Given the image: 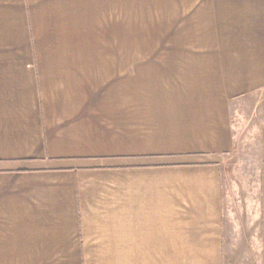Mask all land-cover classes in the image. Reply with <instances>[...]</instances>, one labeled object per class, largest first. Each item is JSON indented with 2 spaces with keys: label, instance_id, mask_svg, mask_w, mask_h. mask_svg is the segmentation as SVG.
Listing matches in <instances>:
<instances>
[{
  "label": "crops",
  "instance_id": "obj_1",
  "mask_svg": "<svg viewBox=\"0 0 264 264\" xmlns=\"http://www.w3.org/2000/svg\"><path fill=\"white\" fill-rule=\"evenodd\" d=\"M263 118L264 0H0V264H264Z\"/></svg>",
  "mask_w": 264,
  "mask_h": 264
},
{
  "label": "rangeland",
  "instance_id": "obj_2",
  "mask_svg": "<svg viewBox=\"0 0 264 264\" xmlns=\"http://www.w3.org/2000/svg\"><path fill=\"white\" fill-rule=\"evenodd\" d=\"M138 54H136L137 56ZM139 55H142V54H139ZM247 112L250 113V109H251V106L248 105V107L246 108ZM250 117V116H249ZM251 118H246V121H245V124L247 122V125L245 126V132L242 133V136L240 138V143H239V149L241 152H239L238 150V153L237 155L240 156L239 158H241V160H237L235 163L236 165V168H237V172H240V173H245V168L247 167L248 168V172H250L251 168L253 169L252 172L254 171L255 168H257L259 165V162H260V157H261V154L260 152L258 153V148L255 149L254 144V140L252 137L255 136V132L254 130H256V127L258 126V124H260L261 122V119L259 120H256L255 119H252L250 120ZM264 119V118H263ZM264 121V120H262ZM256 124V125H255ZM239 163V164H238ZM246 163L250 166H246ZM257 172V170H256ZM259 180L257 181V184L259 185ZM248 184H252L254 185V181L253 182H250L248 180ZM226 264H257L256 261H253L251 259H246V260H233V261H228L226 262Z\"/></svg>",
  "mask_w": 264,
  "mask_h": 264
}]
</instances>
